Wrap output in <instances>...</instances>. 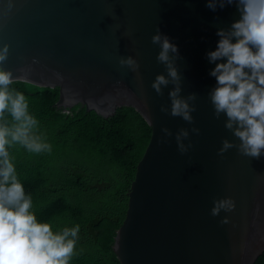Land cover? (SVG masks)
I'll return each instance as SVG.
<instances>
[{
	"label": "water",
	"instance_id": "obj_1",
	"mask_svg": "<svg viewBox=\"0 0 264 264\" xmlns=\"http://www.w3.org/2000/svg\"><path fill=\"white\" fill-rule=\"evenodd\" d=\"M8 2L0 0V48L9 45L0 67L13 81L58 87V108L80 105L110 118L132 106L152 127L115 239L121 263L253 264L264 252V156L236 148L218 155L223 140L240 141L224 127L226 116L215 118L208 96L216 80L206 53L216 48L217 29L239 19L236 9L213 12L206 0H12L9 11ZM157 28L182 57L181 96H197L192 124L160 111L170 110L172 85L163 96L151 87L157 75L167 76L151 40ZM129 56L138 74L120 66ZM162 128L173 133L167 143H160ZM182 128L189 130L185 145L192 144L184 155L175 140ZM223 198L235 209L213 217V201Z\"/></svg>",
	"mask_w": 264,
	"mask_h": 264
},
{
	"label": "clouds",
	"instance_id": "obj_2",
	"mask_svg": "<svg viewBox=\"0 0 264 264\" xmlns=\"http://www.w3.org/2000/svg\"><path fill=\"white\" fill-rule=\"evenodd\" d=\"M13 6L9 0V11ZM206 7L213 12L234 7L239 14V19L227 28L217 29L216 48L206 53V59L215 65L209 75L215 78L216 86L208 92L214 116L216 119L226 116L224 127L240 141L237 145L223 140L218 155L223 156L236 148L243 156L259 159L264 156V0H206ZM151 40L160 48L157 61L164 65L167 73V76L157 75L151 87L157 95L163 96V89L173 86L168 93L170 110L162 105L160 111L194 123L192 113L196 109L193 103L197 96L195 93L186 98L181 96L182 77L176 60L182 57L177 45L159 28ZM8 55L9 45L5 44L0 48V65ZM119 64L139 73L140 65L131 56L121 58ZM12 76L0 67V264H69L80 226L77 224L54 234L49 223L37 221L31 211L32 197L25 194L9 152L14 145L36 154L51 151V145L37 134L39 122L30 114L25 95L9 90ZM161 132L160 143H167L173 133L168 128H162ZM191 132L199 135L200 130L193 127ZM188 138L187 129L182 128L175 134L181 155L192 148L191 143H184ZM213 205V217L221 211L235 209L231 198L214 200ZM221 223L227 224L229 220L225 217Z\"/></svg>",
	"mask_w": 264,
	"mask_h": 264
},
{
	"label": "trees",
	"instance_id": "obj_3",
	"mask_svg": "<svg viewBox=\"0 0 264 264\" xmlns=\"http://www.w3.org/2000/svg\"><path fill=\"white\" fill-rule=\"evenodd\" d=\"M9 90L25 95L39 122L37 134L51 145L39 154L9 148L37 221L49 223L54 234L80 226L69 264H121L113 246L151 138L149 122L132 106L119 107L110 118L80 105L58 108V87L14 80ZM253 264H264V252Z\"/></svg>",
	"mask_w": 264,
	"mask_h": 264
}]
</instances>
